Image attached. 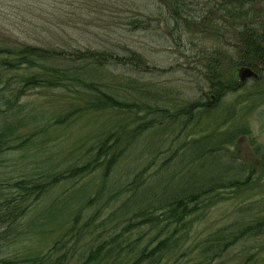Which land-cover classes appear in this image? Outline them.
Returning a JSON list of instances; mask_svg holds the SVG:
<instances>
[{
    "label": "rangeland",
    "instance_id": "rangeland-1",
    "mask_svg": "<svg viewBox=\"0 0 264 264\" xmlns=\"http://www.w3.org/2000/svg\"><path fill=\"white\" fill-rule=\"evenodd\" d=\"M202 3L188 0L185 10L206 15ZM171 6L164 0H0V127L20 124L9 137L6 147L12 148L0 153V201L17 196L14 183L32 171L41 174L82 164L108 139L119 138L120 147L128 149L108 171V156H101L100 166L87 176L60 181L37 201L32 196L23 202L25 213L8 231L0 230V258L21 263L58 245L56 255L69 250L74 257L67 264H80L93 245L132 223L108 217L120 205L119 192L135 181L134 172L142 173L135 183L152 180L156 173L172 169L175 161L165 163L170 155H186L189 142L209 133L213 137L207 144L217 147L215 151L189 165L178 163L177 171L184 167L195 182H241L238 188L217 190L212 206L194 217L183 247L170 262L161 264H190L188 260L199 258L211 234L230 235L264 219V70L258 79L240 83L239 68L230 65L226 81L239 82L241 87L207 112L196 108L182 114L201 97L208 95L209 100L212 95V81L198 64L199 50L230 49L228 37L233 31L218 36L223 34L222 19L212 15L219 19L217 25L206 19L205 31L190 33L183 28L184 32L168 12ZM27 46L61 54L79 48L104 50L127 59L135 52L145 61L144 71L140 73L133 63L122 64L120 58L109 60L112 65L107 62L102 84L122 101L148 102L164 111L148 114L142 105L132 111L100 109L95 107V93L80 94L74 88H26L17 99L22 78L38 69L10 67L5 56L22 57ZM73 61V55L64 59L67 64ZM90 77L98 80L96 74ZM8 97L11 103L6 102ZM87 105L90 111H85ZM174 115L176 120L164 129L160 120ZM152 117L157 126L136 135V129ZM186 119L191 122L188 126ZM89 220L92 226L84 228ZM131 233L141 235L144 245L156 230L135 221ZM251 263L264 264V225L246 233L211 264Z\"/></svg>",
    "mask_w": 264,
    "mask_h": 264
},
{
    "label": "trees",
    "instance_id": "trees-1",
    "mask_svg": "<svg viewBox=\"0 0 264 264\" xmlns=\"http://www.w3.org/2000/svg\"><path fill=\"white\" fill-rule=\"evenodd\" d=\"M164 1L172 4L168 12L176 18L178 27L182 28L183 31V28H186V31L190 33L205 31L202 25L206 19L214 21L213 25H217L219 19L213 18L212 15H219L222 19L223 29L220 32H223V34L218 36L225 37L228 30L233 31V35L231 34L229 35L231 37H228L231 42L230 49L224 50L215 46L219 49L204 47L199 50L198 64L212 81V85H209L212 95L209 100H207L208 95L207 98L201 97L200 100L191 105L190 109L186 107L182 114L183 112L192 113V109L196 108H202L200 112H207L219 103L227 93L236 91L241 87L239 82L226 81L228 73L225 70L230 68V65L234 66L233 69L239 68L241 65H248L261 71V67L264 65V0H189L194 3L203 2L201 10H208V12H206V15L201 16L185 10V3L188 0ZM184 11L186 13H183ZM23 51L25 53L22 57H14L13 54L5 56L7 59L5 62H8L9 66L13 68L25 66L36 68L38 72L28 76L25 75L22 78L20 91L14 96L17 99L20 95L25 94L26 88H74L81 91L80 94L86 95L87 91L95 93L97 97L95 107L100 109L114 108L132 111L142 105L145 106L148 114L156 115L164 111V109L157 108L148 102L140 104L138 101L132 103L122 101L114 95L110 88L102 84V80H104L102 78L105 77L107 71L105 70L107 62L112 65L110 61L114 62L121 59L122 64L133 63L134 68L140 70V73L144 71L146 68L142 69V66H146L144 65L145 61L141 55L135 52L133 55H129L127 59L124 56L121 58L114 57L104 50L94 49H71V51L66 52L69 55H64L66 54L64 51L62 54L57 51L52 53L49 49L35 46H27L23 48ZM10 53L12 52L10 51ZM19 54H21V51ZM52 54L55 55L51 56ZM61 55L62 57L59 59ZM71 55L74 56V61L69 64L64 62V59L69 58ZM92 74H96L98 80L92 79L90 77ZM224 82L228 85L226 86ZM6 102L11 103L12 98H6ZM90 109L87 105L85 111H90ZM176 116L161 119L160 125L164 129H168L169 121L176 120ZM155 121L156 118L152 117L150 121H146L143 126L137 128L135 134L142 133L148 126H157L154 123ZM190 123V120L186 119L187 126ZM18 126L20 124L17 125V122L12 124L8 122L0 127V153L12 148L6 146L10 143L9 137L17 133L15 128ZM210 137H213V133L193 139L188 143L185 151L186 155L180 154L182 156H179V158L177 153L170 155L165 163L169 164L175 161L172 167L175 170L158 172L152 180L145 183H135V181L141 179L142 173L140 171L134 172L135 181L131 184V187L128 186L126 189H122L126 191L119 192V195L122 196L120 205L108 217L109 221L122 218L123 222L132 221V223H127L128 225L125 226L124 231L111 234L93 245L88 250L89 252L83 256L80 264H161L165 260L170 262L171 257L186 243L192 225L196 221L194 217L212 206V199L215 200L219 195L217 190L238 188L241 182V180H232L220 183L216 182L215 179L195 182L192 176L184 173V167L179 168L177 171L176 166L178 163L183 162L189 165L194 160L203 158L215 151L217 147L207 144V139ZM228 137H231V135ZM123 150L127 151L128 149L120 147L119 138L115 140L108 139L101 144L100 150L95 155L92 153L82 164H72L65 169H55L51 172L44 171L41 174L32 171L28 177L16 181L13 187L18 191L17 196L8 199L6 202L0 201V230L8 231L17 217L19 215L21 217L25 213L27 205L23 207L22 204L28 198L35 196L37 201L43 196L45 190L60 181L87 176L93 172L96 166H100L99 159L101 156H108L109 160L106 168L108 171L121 160ZM91 219H93V216ZM134 220L141 225L156 230V235L144 242V245L140 243L141 235L131 233ZM92 224V220L86 221L84 228H89ZM263 225L264 219L249 224L239 232H231L230 235L227 233L217 236L211 234L207 239V245H202L205 249L199 254V258H192L188 261L191 262L190 264H211L224 255L246 233L255 232ZM252 234L256 235L255 233ZM152 244L155 245L150 247ZM57 249L58 245L38 257L21 263L10 258H0V260H3L2 264H67L74 257L69 250L56 255Z\"/></svg>",
    "mask_w": 264,
    "mask_h": 264
},
{
    "label": "water",
    "instance_id": "water-1",
    "mask_svg": "<svg viewBox=\"0 0 264 264\" xmlns=\"http://www.w3.org/2000/svg\"><path fill=\"white\" fill-rule=\"evenodd\" d=\"M239 77L241 82H245L248 78H257L258 73L250 66H242L239 68Z\"/></svg>",
    "mask_w": 264,
    "mask_h": 264
}]
</instances>
